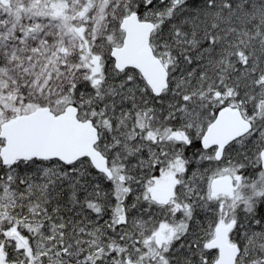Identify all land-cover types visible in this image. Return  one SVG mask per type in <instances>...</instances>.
<instances>
[{
	"label": "snow or ice",
	"instance_id": "6c2138e0",
	"mask_svg": "<svg viewBox=\"0 0 264 264\" xmlns=\"http://www.w3.org/2000/svg\"><path fill=\"white\" fill-rule=\"evenodd\" d=\"M0 264H264V0H0Z\"/></svg>",
	"mask_w": 264,
	"mask_h": 264
}]
</instances>
